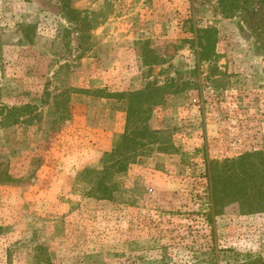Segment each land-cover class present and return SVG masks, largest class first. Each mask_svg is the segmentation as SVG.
<instances>
[{"label": "rangeland", "instance_id": "rangeland-1", "mask_svg": "<svg viewBox=\"0 0 264 264\" xmlns=\"http://www.w3.org/2000/svg\"><path fill=\"white\" fill-rule=\"evenodd\" d=\"M71 6L84 21L60 0H0V264L264 259V213L215 214L207 172L264 152V1ZM206 28L213 68L199 59ZM150 83L167 86L148 120L166 143L108 177L113 199L89 196L125 130L119 94Z\"/></svg>", "mask_w": 264, "mask_h": 264}, {"label": "trees", "instance_id": "trees-1", "mask_svg": "<svg viewBox=\"0 0 264 264\" xmlns=\"http://www.w3.org/2000/svg\"><path fill=\"white\" fill-rule=\"evenodd\" d=\"M60 2L76 21L85 20L76 14L78 11L71 6L72 0H60ZM197 33L199 59L209 62L213 68L220 57L216 51L215 31L206 28L198 29ZM166 90L167 86L150 83L142 90L119 94L125 101L124 109L127 116L125 130L116 138L114 148L104 154L103 167L96 173L97 180L92 186L93 193L90 192L89 196L93 195L102 200L113 199L116 186L107 183L108 177L116 172L126 171L128 165L141 153L140 149L158 142L166 143V139L162 138V132L152 130L148 123L153 107L164 102ZM161 149L166 148L162 146ZM93 172V169L87 168L83 173L89 175ZM207 172L215 214H222L223 207L235 202L240 204L244 215L264 213V152L262 150L245 152L222 162L213 161L207 165ZM246 264H264V259L258 257Z\"/></svg>", "mask_w": 264, "mask_h": 264}]
</instances>
